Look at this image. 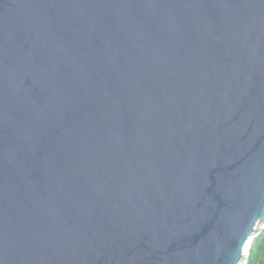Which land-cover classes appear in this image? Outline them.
I'll return each mask as SVG.
<instances>
[{
  "label": "water",
  "instance_id": "95a60500",
  "mask_svg": "<svg viewBox=\"0 0 264 264\" xmlns=\"http://www.w3.org/2000/svg\"><path fill=\"white\" fill-rule=\"evenodd\" d=\"M264 229V0H0V264H245Z\"/></svg>",
  "mask_w": 264,
  "mask_h": 264
},
{
  "label": "trees",
  "instance_id": "16d2710c",
  "mask_svg": "<svg viewBox=\"0 0 264 264\" xmlns=\"http://www.w3.org/2000/svg\"><path fill=\"white\" fill-rule=\"evenodd\" d=\"M245 264H264V229L254 238Z\"/></svg>",
  "mask_w": 264,
  "mask_h": 264
}]
</instances>
